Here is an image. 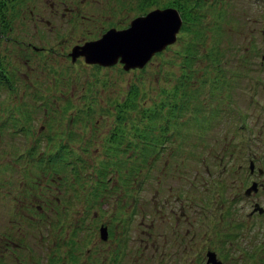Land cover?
I'll return each mask as SVG.
<instances>
[{"label":"rangeland","instance_id":"374dc122","mask_svg":"<svg viewBox=\"0 0 264 264\" xmlns=\"http://www.w3.org/2000/svg\"><path fill=\"white\" fill-rule=\"evenodd\" d=\"M169 1L173 0H160L151 6H165ZM11 2L12 25L0 36V65L14 77L13 90L0 87V253L4 245L9 248L6 254H0V264H150L159 245H170L167 228L172 214L181 218L179 245H186L185 249L200 244L202 228L209 227V248L224 264H264V242L260 243L264 236V114L247 104V85L252 80H259L256 95L264 98L257 1L202 0L198 8L192 6L184 15L177 38L169 47L145 68L129 72L117 66L104 69L78 62L74 66L66 56L76 41L95 36L99 20L112 21L106 0H22L19 11H12ZM76 10L80 12L78 32L63 45ZM132 14L126 9L119 18L127 22ZM191 16H197L196 22L187 18ZM33 46L40 50L37 52ZM41 53L50 55L44 64L38 60ZM186 53L190 60L184 58ZM178 78L186 81L184 93L174 90ZM130 86H138L145 93L137 98L140 106L150 107L152 101L163 99L162 90L175 92L177 97L184 94L182 116H188V107L195 117L185 123L176 122L174 137L164 143L136 193L133 221L129 232L122 236V220L134 183L158 147L156 142L160 143L158 131L168 129L165 121L172 127L178 110L169 107L174 119L153 121L156 127L152 132L151 128L142 131L150 132L149 143L132 133L130 136L127 132L134 131L128 125L127 132L119 131L120 144L105 145L102 135L110 130L112 119L119 113L116 106L131 96ZM68 97L72 98L70 105ZM35 100L42 103L34 105ZM88 106V113L81 111ZM241 112L257 122L251 125L254 141L250 145L243 120L238 117ZM131 114L134 121H139V113L132 110ZM18 126H28L27 134L15 130ZM42 130L45 134L39 146L46 149L29 160L25 187L14 194L18 175L14 170L19 165L16 153L32 147V139ZM70 132L76 138L72 156L81 154L91 169L81 173V183L74 180L75 173L67 163L54 158ZM47 133L52 141L45 145ZM23 137L26 146L21 143ZM85 141L90 145L84 151L81 144ZM59 152L62 153L60 149ZM249 154L255 161L251 175L256 192L246 194ZM252 200L261 207L260 213L253 211ZM62 205L67 213V242L58 254L53 253L57 246L49 247L47 257L41 259L39 251L45 239L32 231L31 223L21 218L19 211H33L37 217L41 210L42 222L54 224L58 220L54 209ZM81 212L83 217L88 215L84 222L108 226V240L101 242L95 233L87 231L73 234L71 225L76 224ZM93 212L91 218L89 214ZM190 226L197 229L198 237L187 243ZM64 235L57 234V242ZM19 241L33 247L30 257L22 248L19 250ZM123 247L124 254L118 258V250ZM74 248L78 253L73 258ZM67 250L70 263L64 256Z\"/></svg>","mask_w":264,"mask_h":264},{"label":"flooded vegetation","instance_id":"af4514ba","mask_svg":"<svg viewBox=\"0 0 264 264\" xmlns=\"http://www.w3.org/2000/svg\"><path fill=\"white\" fill-rule=\"evenodd\" d=\"M202 0H173V1H169V3L171 2L174 6L172 7V9H175L178 13L179 16H181V23L183 21V17L184 15L190 10V7L192 8V6H195L198 8V3L201 2ZM257 1V6H258V12L260 13V22H261V28H258V33H260V39H259V54L261 55L259 58V60H261L262 62L264 61V52H261L262 50H264V0H255ZM194 4H193V3ZM80 3H83V0H80ZM106 4V8L108 11V16L112 19L111 22L107 23V20L105 19H101L98 21V24L95 27H99V29H96V33L94 37H88L85 38V40H83V42H78L76 41L75 44H72L70 46V50H67V54L66 56H68L69 62L72 65H76V63H81L83 65H87V66H93V67H100V68H104V69H108L109 67H121V69L125 72H129L130 70H134L132 68H129V70H125L124 69V63L122 61H120V57L118 56V58L116 59V62L108 64V65H103L100 63H93V62H85L84 60V56L81 54H76L75 56L72 55V51L73 49H75V47L78 46H83L85 45V43L87 42H96L97 39H100L104 34H106L107 31H112V32H117V31H124L127 30V28L131 25V23L138 19L139 17H144L146 16L149 12L154 11L153 9H155V11H159V9H169V8H165L164 6H151V5H157L156 3L153 4H149V3H145V2H141V0H106L105 2ZM126 9H130L134 12V14L128 16L127 22H125L124 20H121L120 14L121 11H126ZM183 9V10H182ZM183 12V13H182ZM262 12V13H261ZM191 13L193 15H195V13L192 11L191 9ZM183 16H182V15ZM80 15V12L78 10L74 11L71 18H70V27H69V37H64L63 38V42L65 45L67 43V41L71 40L73 35L78 32L76 29V24L78 22V17ZM186 16V15H185ZM196 17H187L190 21H194L196 22ZM199 19V18H198ZM107 23V24H106ZM106 24V25H105ZM87 27H89V23L87 24ZM94 27V25H90V28ZM94 27V28H95ZM93 28V29H94ZM88 28H84V31L87 30ZM33 48L38 52L40 49H38L39 47L33 46ZM165 49H160V51H155L151 54L150 58L148 59V61L145 63L144 67L145 68L146 65L148 63H150L151 59L156 56L159 55L162 51H164ZM42 52V51H40ZM46 52L50 53V50H46ZM57 52V51H56ZM48 53H41V57L38 59L41 64H44L47 62V59L49 58V54ZM6 66V64H5ZM140 68V69H142ZM136 69V68H135ZM140 69H136V70H140ZM6 77H10V79L7 81ZM4 81H7V83H5ZM14 81V77L13 75L9 74L8 71L6 72L4 67H1L0 65V87L2 88V86L4 88H7L9 90H13L14 87H12L11 83ZM256 83L259 82V80H254ZM131 87V86H130ZM130 89V88H129ZM264 97V96H263ZM71 97L67 98V102L70 105L71 104ZM86 101V100H85ZM38 102V103H37ZM38 104V106L42 103L41 101H34V105ZM88 103V102H85ZM249 104V103H248ZM252 105L255 106V108H257L258 110L260 109L259 107L263 108L260 109L259 111L264 114V98L262 97H258V96H253V101L251 103ZM43 114H46V112L44 111ZM242 116L244 119H246V123H245V130L247 131V135H248V140H249V145L250 142L254 141L253 140V136L252 134H254V130L252 129L251 125H255L256 120L254 118H252L253 120L251 121V119L249 118V116L246 114V112H242ZM27 127H16L15 130L23 131V133H26V131L28 129ZM119 128V126L116 125H111L110 126V130L102 135L104 141H102L103 144H107L112 146V142L115 143L116 145H118L122 142V140L119 138V131L116 132H112V129H116ZM12 130V129H11ZM27 134V133H26ZM45 134V130H42L40 133L36 134V136L32 139V147H29V149L26 148V150L24 149H20L18 150V152L16 153V158L19 160H16V162H18L17 164H19L14 172L17 173V178L14 181V194H18L21 192V190L25 187V181L26 178L28 176V167H29V160H31L32 158L35 157V154L39 151H43L42 147L39 146L41 145V143L43 142V139L41 137V135ZM49 136V133L46 134V136ZM53 137L55 136L54 134ZM95 136V134H94ZM50 137V136H49ZM76 139L75 138V133L74 135L70 132L67 136V139H65L66 141L64 143L60 144V147H58L57 153L55 154L54 158H59V156H61L60 151L64 154V160L68 161L70 160V156H72V151H75V146H73V140ZM22 144L23 146H26L27 140L26 137H23L22 139ZM46 140V139H45ZM50 143V142H49ZM46 145V142H45ZM48 145V144H47ZM81 148L82 150H88L89 147V143L87 141H85L83 144H81ZM50 146H48L47 150L49 151ZM46 149V148H45ZM45 151V150H44ZM47 151V152H48ZM251 153V152H250ZM40 154V153H39ZM38 154V155H39ZM77 155H75L73 153V159L70 160V164H67L68 166H70V170H73L75 175H74V180H76L77 182H80L79 179L82 178V176H79L78 170H76L77 166L79 165V160L76 158ZM67 158H69L68 160H66ZM21 159V160H20ZM47 160V159H46ZM74 160V161H73ZM249 168L248 171L250 172V180L249 182L254 181V176L251 175L253 172V163H255L253 156L250 157L249 154ZM72 165H73V169H72ZM46 164L44 161H42V166L41 168H45ZM255 189H256V184H255ZM254 190H252V192H256ZM104 190H106V187L104 188ZM105 192V191H104ZM73 198H77L76 196H72ZM57 201V200H55ZM252 207H253V211H257L258 213L261 212V207L259 206V204H257L255 202V200L251 201ZM254 204V205H253ZM93 206V205H92ZM57 208V209H56ZM56 211V217H57V222L52 224V223H43L45 221L42 222V218L43 216H41L42 212L40 210V212L38 214L37 217L34 216L33 211H29L26 212L23 210H20V217L23 218L25 217L27 219V221H29V223H31L32 225V231L35 230V234L37 236H39V238H43L44 237V241L42 244V248L39 251V257L41 259L46 258L47 256L45 255L46 253V249H49V247H55L57 246L56 250L53 252L55 254H58L59 250H62L63 247L66 244V237L69 236L68 234V230L64 227V222H66V209L65 206L62 205L61 207H55L54 209ZM126 215L124 217V220H122V227L120 229V232L122 234V236H126V234L129 232V228L130 225L132 223V218L130 217V205L128 203V206L126 208ZM253 213L252 211H249V214ZM89 214V213H88ZM200 215H205L203 213H200ZM85 216V215H84ZM88 216V215H87ZM86 216V217H87ZM89 216H94V212ZM86 217H83V212H81L80 214H78V218L76 221V224L71 225L72 230L74 231L73 234L77 233H84V231H87L89 233H95V235H97L99 237V240L101 242H105L106 240H108V226L106 224L103 223H92V222H84V219H86ZM171 222L168 225V234H169V240L170 245L168 248H166V242L162 243L161 245H159V248L157 249V254L152 258L151 263L150 264H224V261H222L221 259H219L217 257V254L215 252V250H211L209 248V235L208 231H211L212 229L207 227V228H202L203 232H202V236H201V242L200 244L196 245L194 247V249H185L186 245H179L181 239H180V234L178 232V227H179V223L181 221V218L179 217V215L177 214H172L171 215ZM92 220V219H91ZM64 232L65 235L62 239H59V241L57 242V234ZM76 235V234H75ZM198 237V231L196 228H194L193 226H190V229L188 231V233L186 234V239H187V243L188 241H194L197 240L196 238ZM23 240V239H22ZM264 242V236L262 239H260V243ZM49 244V245H48ZM14 246V245H12ZM11 246V247H12ZM18 247L19 250L20 248H22V250L27 254V256H31L32 252H33V247L29 246L27 243H25V241H19L18 242ZM17 248V247H14ZM8 246L4 245L3 246V251L0 253L1 255L6 254V251L8 250ZM50 250V249H49ZM48 250V251H49ZM75 248L73 249L74 252ZM69 251H72V249H69ZM67 250V252H65V257L68 260V262L70 263V255H68L67 253L69 252ZM109 251H114L113 249H110ZM52 252V251H51ZM72 252V253H73ZM119 254H118V258H120L124 253V247L118 250ZM75 253L78 252H74L73 253V258L75 257ZM210 254L213 255L212 259H210ZM16 257V256H15ZM37 257V256H36ZM38 258V257H37ZM117 259V258H116ZM249 260L251 261L252 259L249 258ZM20 264H27L24 261H21Z\"/></svg>","mask_w":264,"mask_h":264},{"label":"water","instance_id":"95a60500","mask_svg":"<svg viewBox=\"0 0 264 264\" xmlns=\"http://www.w3.org/2000/svg\"><path fill=\"white\" fill-rule=\"evenodd\" d=\"M180 25L181 17L175 9H159L134 20L127 30L107 31L96 42H87L83 46L75 47L72 55L81 54L85 62L103 65L116 62L119 56L125 70L140 68L153 52L160 51L175 41ZM212 257L210 254L211 260Z\"/></svg>","mask_w":264,"mask_h":264},{"label":"trees","instance_id":"16d2710c","mask_svg":"<svg viewBox=\"0 0 264 264\" xmlns=\"http://www.w3.org/2000/svg\"><path fill=\"white\" fill-rule=\"evenodd\" d=\"M13 1V5H12V11H19L20 8V4L22 3V0H0V36L2 35V37L4 36L3 32L8 30L11 25H12V17L11 14H9L10 8H11V4ZM1 37V38H2ZM0 38V39H1ZM182 55V54H181ZM194 56V55H193ZM190 54H185L184 58L186 59H191L189 58ZM186 63L182 62V65L185 66ZM219 64V63H218ZM181 65V66H182ZM217 65V64H216ZM186 67H189V61H187V65ZM209 67V66H208ZM213 67V66H211ZM214 69V67H213ZM10 79V77H6V80L8 81ZM177 84L175 85V91H179L181 93H184L185 90V86H186V81L183 79L178 78L177 79ZM7 81H4L5 83H7ZM185 82V83H184ZM210 86V85H209ZM212 87L210 86V89ZM163 93H161V95L163 96V99H159L157 101H152V106L148 107L146 105H142L140 106V103H138L137 98L140 94L145 95V93L143 91L140 92V90L138 89V86H131L128 93H131V96H128L123 102L120 103L119 107H118V115L117 117L113 118L111 121V124L119 126V128L116 129H112L111 131L114 133L116 131H121V133L123 132H127V126H130V129H132L133 132H127L129 135L132 133L133 135H136L137 137H139L141 140L143 141H149V136H151L149 133L152 132V130L155 129V125L152 126L153 121H158L161 119H174V115H172V112L169 107H173L174 109L177 108L178 110L176 112H174V114H176L177 118L180 119L182 116V105L184 104V100L183 95L181 97H177L176 93L173 92L172 94L169 93L168 91H164L162 90ZM142 100H145L142 99ZM167 102V103H166ZM187 106V104L185 105V107ZM167 108H169V110L167 111ZM188 108V107H187ZM187 108L185 110H187ZM90 109V106L86 107L84 110L81 109V111H84L86 113H88ZM131 109V110H130ZM132 110L134 112L139 113V121H134V117L132 116L131 112ZM167 111V112H166ZM146 120V121H142V120ZM142 121V122H141ZM144 122V123H143ZM138 123H143V126H140ZM139 126V127H138ZM151 128V131L148 134L142 133V131ZM158 129H160V126H157ZM141 131V132H140ZM141 135L139 136L138 135ZM95 134V133H94ZM131 136V135H130ZM45 142L46 145L52 141V139L47 135L45 138ZM154 151V149H153ZM79 160V165H78V169L84 170V171H88L90 168V165L84 160L82 159V157L78 156L76 157ZM63 160V159H61ZM68 160V159H66ZM65 161V160H63ZM70 160H68L69 162ZM67 162V163H68ZM148 162V161H147ZM146 162V164H147ZM145 164V168L143 169L145 171V169L147 168ZM153 164V163H152Z\"/></svg>","mask_w":264,"mask_h":264},{"label":"snow or ice","instance_id":"6c2138e0","mask_svg":"<svg viewBox=\"0 0 264 264\" xmlns=\"http://www.w3.org/2000/svg\"><path fill=\"white\" fill-rule=\"evenodd\" d=\"M141 2H145V3H149V4H153L156 3L158 4L160 2V0H141ZM174 5L170 2L168 4H166L164 7L165 8H172ZM155 11V9H153ZM181 211H183V208L180 209Z\"/></svg>","mask_w":264,"mask_h":264}]
</instances>
